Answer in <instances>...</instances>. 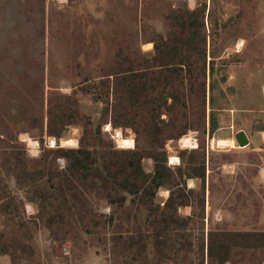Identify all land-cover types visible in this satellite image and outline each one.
Listing matches in <instances>:
<instances>
[{
	"label": "rangeland",
	"instance_id": "374dc122",
	"mask_svg": "<svg viewBox=\"0 0 264 264\" xmlns=\"http://www.w3.org/2000/svg\"><path fill=\"white\" fill-rule=\"evenodd\" d=\"M0 264H264V0H0Z\"/></svg>",
	"mask_w": 264,
	"mask_h": 264
},
{
	"label": "bare ground",
	"instance_id": "6f19581e",
	"mask_svg": "<svg viewBox=\"0 0 264 264\" xmlns=\"http://www.w3.org/2000/svg\"><path fill=\"white\" fill-rule=\"evenodd\" d=\"M116 139H117L118 145L121 146L122 148H131L133 146V142L131 140L120 138L119 134H116ZM71 142L72 141H69L68 143H71ZM181 145L184 148H193L196 144H195V141H193L192 138L184 137L183 139H181ZM216 145L219 146V147H225L226 145H229L230 147H232L233 142L217 141ZM177 160H178L177 158H170L169 162L171 164L172 163H177L178 162Z\"/></svg>",
	"mask_w": 264,
	"mask_h": 264
},
{
	"label": "water",
	"instance_id": "95a60500",
	"mask_svg": "<svg viewBox=\"0 0 264 264\" xmlns=\"http://www.w3.org/2000/svg\"><path fill=\"white\" fill-rule=\"evenodd\" d=\"M235 142L239 148H245L248 145V139L243 132L234 135Z\"/></svg>",
	"mask_w": 264,
	"mask_h": 264
},
{
	"label": "crops",
	"instance_id": "0c3cea01",
	"mask_svg": "<svg viewBox=\"0 0 264 264\" xmlns=\"http://www.w3.org/2000/svg\"><path fill=\"white\" fill-rule=\"evenodd\" d=\"M218 141H223V142H233V141H231V140H218ZM216 142H217V140L214 142V144L216 145ZM233 144H234V142H233ZM217 146V145H216ZM230 147L229 145H226L225 147ZM219 147V146H218ZM234 147V146H233ZM197 182H198V179L197 178H194V179H191V182H190V188L191 187H195L196 186V184H197Z\"/></svg>",
	"mask_w": 264,
	"mask_h": 264
},
{
	"label": "built area",
	"instance_id": "2783aa9c",
	"mask_svg": "<svg viewBox=\"0 0 264 264\" xmlns=\"http://www.w3.org/2000/svg\"><path fill=\"white\" fill-rule=\"evenodd\" d=\"M173 164V166H174V163H172Z\"/></svg>",
	"mask_w": 264,
	"mask_h": 264
}]
</instances>
